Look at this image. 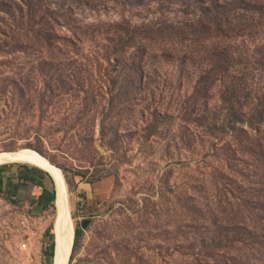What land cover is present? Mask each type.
<instances>
[{
	"label": "rangeland",
	"instance_id": "1",
	"mask_svg": "<svg viewBox=\"0 0 264 264\" xmlns=\"http://www.w3.org/2000/svg\"><path fill=\"white\" fill-rule=\"evenodd\" d=\"M23 148L64 173L69 264H264V0H0V151ZM1 165L0 264H53L56 202Z\"/></svg>",
	"mask_w": 264,
	"mask_h": 264
},
{
	"label": "bare ground",
	"instance_id": "2",
	"mask_svg": "<svg viewBox=\"0 0 264 264\" xmlns=\"http://www.w3.org/2000/svg\"><path fill=\"white\" fill-rule=\"evenodd\" d=\"M6 162H20L29 165H36L49 172L50 175H52V179L54 176V178H57L59 191L57 200H55L57 206L55 220L58 214L56 231L59 237L58 250H60V260L58 258L57 262H59L58 264L67 263L66 260L69 257L71 245L73 243L74 224L70 214L67 182L62 169L37 151L28 148L11 151H0V165ZM64 251L66 252V255L63 258Z\"/></svg>",
	"mask_w": 264,
	"mask_h": 264
},
{
	"label": "trees",
	"instance_id": "3",
	"mask_svg": "<svg viewBox=\"0 0 264 264\" xmlns=\"http://www.w3.org/2000/svg\"><path fill=\"white\" fill-rule=\"evenodd\" d=\"M3 166L0 165V193L4 192L3 188ZM24 172L23 175H20L19 181L21 183H24L27 185V192L30 193V197L32 199V203L34 204L35 209H44L48 207L49 205L55 204V198H56V193H55V187H48L42 178L37 177L36 173L40 172H46L43 169L37 167V166H24L23 168ZM47 173V172H46ZM11 180V179H10ZM18 181V182H19ZM18 182H15L14 184L18 186ZM54 229L53 226H49L46 234L50 236V242L49 245L44 248V253L46 255H52L54 253ZM83 233V228L81 226H76L75 229V243L77 240H79L80 236Z\"/></svg>",
	"mask_w": 264,
	"mask_h": 264
},
{
	"label": "water",
	"instance_id": "4",
	"mask_svg": "<svg viewBox=\"0 0 264 264\" xmlns=\"http://www.w3.org/2000/svg\"><path fill=\"white\" fill-rule=\"evenodd\" d=\"M54 177H53V181H54V187H55V193H56V199L55 200H57L58 191H59V185H58L57 178H54ZM57 220H58V214H57L56 220H55V222L53 224V229H54V231H53L54 232V253H53L54 264H58L59 263V262H57V259L59 258V252H60V250H58L59 237H58V234H57V231H56ZM74 240H75V230H74V235H73V243L71 245V251L69 253V257L66 260L67 263H65V264H69V260H70L71 253H72V250H73ZM65 255H66V252L64 251L63 252V258L65 257ZM59 260H60V258H59Z\"/></svg>",
	"mask_w": 264,
	"mask_h": 264
}]
</instances>
